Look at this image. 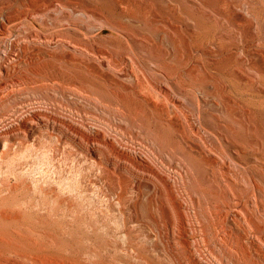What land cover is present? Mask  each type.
Returning a JSON list of instances; mask_svg holds the SVG:
<instances>
[{
    "label": "rangeland",
    "instance_id": "1",
    "mask_svg": "<svg viewBox=\"0 0 264 264\" xmlns=\"http://www.w3.org/2000/svg\"><path fill=\"white\" fill-rule=\"evenodd\" d=\"M229 110L264 137V0H0V259L264 264Z\"/></svg>",
    "mask_w": 264,
    "mask_h": 264
},
{
    "label": "bare ground",
    "instance_id": "2",
    "mask_svg": "<svg viewBox=\"0 0 264 264\" xmlns=\"http://www.w3.org/2000/svg\"><path fill=\"white\" fill-rule=\"evenodd\" d=\"M131 40H132V42L136 43V39H131ZM199 40L201 41V39H199ZM140 46L142 49H144L147 52V54L150 58L156 59L158 61H163L165 59L164 52H162V51L160 52V51L154 49L152 47V44L149 43L148 41L141 42ZM195 49L199 50V51H204L203 45H199V44L195 45ZM181 64H182V59L181 60L177 59L176 64L174 66L173 65H168V66H169V69L171 71L175 72L176 67L180 66ZM198 66H200V65H198ZM231 77L237 81L243 79L242 75L239 73L232 74ZM158 87L161 88L160 85H158ZM219 94L221 95V97H225V94L223 91H220ZM227 113L229 115H232L235 117L234 123H235L236 128L234 129V127H232V126L224 127L222 129V133H221L223 140L229 144H234V145H237L239 147H243L244 145H248L254 151H256L261 157L264 158V137L259 132V130L256 126V123L253 121V118L250 115L244 114L239 110H229ZM32 117H37V115L32 114ZM207 121L210 124H212L213 126L221 125L219 123V121L212 114H208ZM259 173L261 175L260 177L262 178V181L264 182V176H263L262 172H259ZM250 175H252L253 177L255 176L253 171L251 172ZM258 194H259V196H264L262 189H259ZM214 195L218 196V197H225L224 192L221 189H219L217 186H216V189H214ZM247 218L250 221V223L256 225L255 216L252 213L247 212ZM256 228H258V226ZM3 240L7 243L13 244L12 247H8V248L3 249V250L18 249V247L16 245L17 242H14L12 238L6 237L5 239H3L0 237V251L2 250L1 245H2ZM243 253H245V252H243ZM245 254H246L245 257L249 259L250 255L247 253H245ZM40 262L42 264H49L46 260H41ZM0 264H4V262L1 259H0Z\"/></svg>",
    "mask_w": 264,
    "mask_h": 264
}]
</instances>
